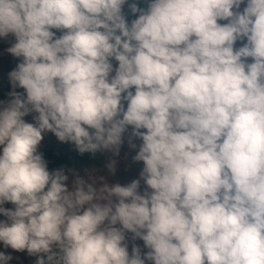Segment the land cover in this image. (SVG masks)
Returning a JSON list of instances; mask_svg holds the SVG:
<instances>
[{
    "label": "clouds",
    "instance_id": "1",
    "mask_svg": "<svg viewBox=\"0 0 264 264\" xmlns=\"http://www.w3.org/2000/svg\"><path fill=\"white\" fill-rule=\"evenodd\" d=\"M143 3L0 0L17 58L0 101V245L35 264H264V0ZM45 132L114 155L127 132L139 178L50 171Z\"/></svg>",
    "mask_w": 264,
    "mask_h": 264
},
{
    "label": "rangeland",
    "instance_id": "2",
    "mask_svg": "<svg viewBox=\"0 0 264 264\" xmlns=\"http://www.w3.org/2000/svg\"><path fill=\"white\" fill-rule=\"evenodd\" d=\"M243 5H241V8ZM126 5L124 6L125 10ZM12 42V37L9 36L6 39H0V82L5 81L7 78V73L15 67V64L17 63V58L12 57L9 53L6 52V48L10 45ZM241 42H237L236 46H239ZM17 92H23L22 89H15ZM9 97L8 95H1L0 94V101L7 100ZM34 113H30L24 117L26 122H32L31 118ZM68 142H60L56 139L54 134L51 132H45L43 133V138L40 141L38 145V151L42 149L43 146L47 144H56V145H62ZM133 143L139 144V140L133 138ZM136 149L130 148L129 144L127 142V138H124V142L121 144L119 152L117 154H113L111 152L105 151L107 155V164L111 161L113 163L114 171L111 174H108L106 166L103 167H97L93 164L87 165L85 167L84 172L79 175L86 181L92 182L97 180L99 176H104L107 180V182L112 183H120L121 185L126 184L130 182L132 179H138L139 171L142 167L141 162L133 161L132 157L135 154ZM106 164V165H107ZM62 169L65 170L67 174H69L71 179V173H69V170L72 172L76 171L72 167H62ZM77 174V173H76ZM143 182L141 181V188H143ZM4 207L9 208L11 207L10 204H5ZM0 219H3L2 216H0ZM130 234H126L129 236ZM135 243L139 246H141V250L144 251L142 246V241L139 239L135 241L129 242V250L131 249V244ZM0 251L5 252L6 255L11 256V260L8 262V264H33L34 260L36 259L35 256H29L24 251H14L10 248H4L2 245H0Z\"/></svg>",
    "mask_w": 264,
    "mask_h": 264
},
{
    "label": "trees",
    "instance_id": "3",
    "mask_svg": "<svg viewBox=\"0 0 264 264\" xmlns=\"http://www.w3.org/2000/svg\"><path fill=\"white\" fill-rule=\"evenodd\" d=\"M139 7H144L143 0H136ZM125 14L127 15V4L125 8ZM129 19L134 18V16H128ZM59 35V33H57ZM8 78L5 81L0 82V94L8 95L11 91ZM130 131V129H129ZM128 133L124 134L127 138ZM45 160L48 169L55 170L61 169L62 167L68 166L72 167L78 175H81L87 165L93 164L97 167H103L107 164V155L105 151H98L96 153H78L74 146L70 143H65L62 145L47 144L42 147L39 151ZM35 264V260L33 262Z\"/></svg>",
    "mask_w": 264,
    "mask_h": 264
}]
</instances>
